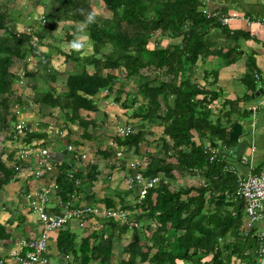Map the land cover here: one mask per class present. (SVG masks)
I'll return each instance as SVG.
<instances>
[{
  "label": "trees",
  "instance_id": "16d2710c",
  "mask_svg": "<svg viewBox=\"0 0 264 264\" xmlns=\"http://www.w3.org/2000/svg\"><path fill=\"white\" fill-rule=\"evenodd\" d=\"M29 1L43 8L42 18L16 32L8 28L13 22L11 1L0 0V133L9 131L17 121L12 108L22 101L13 93L19 76L11 69L20 63L27 87L40 95L35 102L62 112L69 124L82 129L84 141H92L88 129L100 125L85 120L80 111L97 113L94 99L100 92L106 91L107 99L114 95V102L123 108L130 106L131 119L137 124L131 134L113 136L112 142L125 155L147 160L142 172L146 178L160 179L141 204L133 205L120 195L119 203L108 197L100 201L107 209L129 211L133 220H102L101 232H93L80 243L69 230L58 231L59 255L70 254L79 264H111L115 244L130 231V242L121 249L117 264H221V246L238 257L257 250L251 231H244L243 203L235 197L238 180L227 167L223 150L236 143L228 139L227 127L232 128L236 121L231 119L239 116L238 101L225 100L222 117L213 120L211 107L220 97L211 90L217 73L205 69L209 57L218 58L224 51L229 63L238 60L237 42L249 35L230 31L221 23L224 8L215 11L217 17L207 18L202 12L203 0ZM96 2L108 17L93 12ZM81 36L92 47L87 56H81L80 49L65 54L58 47ZM162 40L168 44L161 46ZM54 56L63 57L66 69L62 74L52 67ZM29 58L37 59L35 70L27 69ZM249 65L244 83L255 93ZM38 78H45L47 85L40 93L35 83ZM58 81L62 82L59 91L53 86ZM155 126L162 128L155 151L141 154L142 144L150 148L155 142L147 141ZM40 137L27 132L21 142L29 144ZM208 148L219 150L212 161ZM71 155L65 152L64 156ZM95 156L110 162L115 151L108 146ZM99 161L88 163L83 173L73 171L64 161L57 166L54 178L62 202L74 193H85L86 204L97 202L87 189L99 180ZM13 162L14 152L3 161L0 157V191L18 176ZM124 162V158L120 160L121 166ZM198 176L204 180L201 185L172 187L177 179ZM134 223L138 227L133 229ZM9 237L0 225V240Z\"/></svg>",
  "mask_w": 264,
  "mask_h": 264
},
{
  "label": "crops",
  "instance_id": "0c3cea01",
  "mask_svg": "<svg viewBox=\"0 0 264 264\" xmlns=\"http://www.w3.org/2000/svg\"><path fill=\"white\" fill-rule=\"evenodd\" d=\"M223 8L225 9L224 16L227 18L225 26L230 31H238L249 35V39L238 40L237 44L240 47L241 56L234 63L227 61L224 51L218 58L209 57L205 65L207 71L217 73L216 85L211 87V90L218 92L220 97L211 107L213 120L222 117L224 112L222 105L225 100L238 101L239 116H234L231 120L236 121V123L242 126V135L234 145L223 149L227 155L225 159L227 167L235 173L238 180L249 175V159L255 171L260 170L264 166V27L257 22L264 19V0H203V9L207 12H215ZM88 43V38L81 36L68 43L63 41L58 44V47L65 54L80 49L82 50L81 56H87L92 53V47ZM30 61L32 63L29 67L28 63L26 64L27 69L35 70L37 59L32 58ZM63 62V57L54 56L52 58L53 66L55 63L59 64L58 67L54 66L56 68L53 69L60 74L66 69V65ZM248 63H250L249 67L253 68L249 71V81L255 87V93L249 87H246L244 83ZM87 71L88 73H92L93 70L88 68ZM255 71L260 75V80L257 83H255L253 76V72ZM211 80L209 79V82ZM59 82L53 85L57 91L62 87ZM35 83L38 85L36 88L39 93L45 87L47 88L45 84L37 81ZM33 86L35 87V85ZM260 88L263 89V92L256 96L255 94ZM12 89L14 95L20 97L22 101V91H25V89L18 83H15ZM28 89L32 90L31 87H28ZM124 98L125 95L122 99ZM94 100L97 104V113L80 111V115L85 120H94L100 125L99 128L90 127L88 129V132L94 136L92 141L82 140L80 138L82 129L77 124H69L67 118L58 109L44 107L45 109L41 111L38 107L37 109L24 110L23 113L24 117L28 118V133L41 135L40 138L33 139L29 144H33L38 148H48L55 154L57 160L60 162L64 161V164L69 166L73 171L85 172L87 164L95 160L92 159L93 154L95 155L97 151L105 150L112 141L116 128H118L113 125L116 123L115 120L119 119L123 121L122 125L119 126L137 124V120L131 119L132 108L130 106L123 108L119 103H115L114 95L107 99V92L102 91ZM24 101L28 100L24 99ZM31 103L35 107L39 106L35 101L31 100ZM227 131L230 132L231 127L228 126ZM151 132L152 135L147 137V141L149 143L155 141L153 145L156 146L158 144L157 139L161 136L162 128L152 127ZM68 134L70 135L69 138L67 137ZM68 145L73 147L71 153L74 155H71L69 158L68 156H64ZM204 145L207 147L208 143L205 142ZM234 149H237L235 154H233ZM154 151L151 147L149 148L144 144L140 147L141 154L144 152L153 153ZM82 155L85 156L84 159H82ZM124 159L125 162L120 168L114 167L115 158L110 162L99 161V180L94 184V187L87 189V192L91 193L97 202L101 201L104 197H108L115 203H119V195L125 198L127 202L131 203L134 200L136 187H130L127 184L126 175L131 173L127 165L135 159L144 161L146 159L143 157L135 158L131 155H125V153ZM29 173L28 167H23L16 180L0 191V225L4 226L10 235L8 239L0 240V264H17L11 257V254L19 250V241L38 236L42 231L37 218L28 208L25 195L33 188L49 184L51 177L46 176L43 180L38 181L33 179ZM189 179L191 180L189 186L195 185L197 181H200V185L204 182L199 176ZM58 198V194L52 198L48 206L49 211L58 212ZM71 201L74 204L86 203V194H76V197ZM242 219L243 222L246 220L244 209ZM102 225L103 222L97 221L89 224L88 227H79L76 222H71L64 229L73 233L76 242L80 243L83 238H86L93 232L100 233ZM263 229V221H258L252 225L250 231L252 237L256 239V245L258 244L257 234ZM132 232L130 231L127 235L123 236L121 243L115 244L111 255V264L118 263L121 249L130 242ZM48 235L50 264H79V259L70 254L67 256L59 255L56 248L58 232H49ZM221 248V264H255L256 249H252L251 253L244 254V257H238L230 255L226 248L225 250L222 246ZM208 260H210V257L207 258Z\"/></svg>",
  "mask_w": 264,
  "mask_h": 264
},
{
  "label": "built area",
  "instance_id": "2783aa9c",
  "mask_svg": "<svg viewBox=\"0 0 264 264\" xmlns=\"http://www.w3.org/2000/svg\"><path fill=\"white\" fill-rule=\"evenodd\" d=\"M202 12L207 18L217 17V12H207L202 7ZM227 22L226 16L221 18V23L225 25ZM264 27V19L258 20ZM22 30L16 32H22ZM255 83L260 80L258 72L253 73ZM23 80L18 81L20 85ZM106 92V91H105ZM24 104V103H23ZM24 105L16 104L12 108V112L17 116V121L11 126L9 133L10 138L15 142L14 162L12 167L21 173L23 167H28L30 176L35 180H43L46 176H50L49 184L31 189L26 195L25 200L31 213L37 218L40 223L42 231L38 236L28 239H21L19 241V250L11 254V257L17 264H50L48 255L49 232H58L63 230L71 222H76L79 227H88L89 224L102 220H114L119 223H126L129 221L131 213L129 211H117L107 209L100 201L95 204L78 203L74 204L72 199L76 194L70 196L71 200L62 202L58 198V212H51L48 206L52 198L57 194L59 187L55 181L54 173L57 166L61 164L57 160L55 154L48 148H38L33 144H23L21 141L28 132V125L24 119ZM130 126H118L114 136L125 137L132 133ZM115 151L114 167L120 168V160L124 158V150L117 148L112 141L109 144ZM212 161L219 150L210 149ZM66 151L71 153L73 147L68 145ZM85 158L84 155L81 156ZM147 161V160H146ZM146 161L135 159L127 166L132 173H128L127 184L136 187L135 198L131 202L134 204H141L147 195V192L158 186L160 179L146 178L143 175ZM249 167V175L239 178L237 181V189L235 197L243 203L244 214L246 220L244 221V231L249 232L252 225L258 221L264 222V166L255 171L251 165ZM228 170V168H225ZM72 178V175L69 176ZM167 182V181H166ZM75 185H79V181H75ZM94 225V224H93ZM138 224L134 223L132 228H137ZM257 250L255 257V264H264V229L257 234Z\"/></svg>",
  "mask_w": 264,
  "mask_h": 264
},
{
  "label": "rangeland",
  "instance_id": "374dc122",
  "mask_svg": "<svg viewBox=\"0 0 264 264\" xmlns=\"http://www.w3.org/2000/svg\"><path fill=\"white\" fill-rule=\"evenodd\" d=\"M10 1H11V3H10V15H11L12 20H13L12 24H10L8 26V28L10 30L19 31V30L25 29L33 21H39V19L42 18L43 8L35 6L34 2L29 1V0H10ZM93 12L95 14H98V15H101V16H104V17H108L109 16V14L106 11L103 10L102 5L100 3H97V2L95 4V6L93 7ZM59 34H61V33L59 32ZM153 44H154V42L151 41L150 47H152ZM159 44L161 46H165V45L168 44V41L167 40H162ZM31 59L32 58H29V61L27 60L28 67L32 63V61H30ZM54 66L58 67L59 64L55 63ZM54 66L52 64V67L56 68ZM22 68H23V65L20 64V63H17L11 69V72H14V73L17 74V76H19V81L20 80L24 81L23 82L24 84H22V85H20L17 82L23 89H25V91H22L23 92L22 93L23 94V97H22L23 100H22L21 104L24 105L25 111L26 110H31V109H37L38 107L42 111V110L45 109L44 108L45 106L40 107V104H38L36 102L39 106L35 107V106H33V103H31V100L35 101L37 98H39L40 95L37 92L36 93L32 92V90L28 89V87L25 88V86H27V85L25 83L26 79L22 75V72H23ZM36 81L40 82L42 84H45V86H46L45 78H38ZM59 83L61 84V81ZM131 89H132V87L129 90H131ZM126 91H128V90H126ZM24 99L28 100V101L25 102ZM24 119L27 122L28 118L24 117ZM115 121H116V123H114L113 125H115L116 127H118L119 125H122V123H123V121L119 120V119L115 120ZM120 121H122V122H120ZM129 126L132 128L134 125L133 124H129ZM10 131H11V129L9 131H7V132L0 133V157H1L2 161L4 160V158L10 152H14V150H16L15 149V147H16L15 142L9 137ZM151 149L154 150V145L151 146ZM92 159H95L94 161H99V158L96 157L94 154L92 156ZM5 163L6 164H11V163L7 162V159H6ZM177 181L171 183L172 187L176 188V187H179V186H189L190 185L189 183H191V180L189 178L184 179V180L177 179ZM199 182L200 181H197V183L195 185L198 186ZM130 217H131L130 219L133 220L132 214H131ZM77 233H79V232H77Z\"/></svg>",
  "mask_w": 264,
  "mask_h": 264
},
{
  "label": "water",
  "instance_id": "95a60500",
  "mask_svg": "<svg viewBox=\"0 0 264 264\" xmlns=\"http://www.w3.org/2000/svg\"><path fill=\"white\" fill-rule=\"evenodd\" d=\"M262 92H263V89L260 88L255 95L258 96ZM241 135H242V126L239 123H235L232 126L231 131L228 134V139L231 141H238V139L241 137ZM236 151H237V149H234L233 154H235Z\"/></svg>",
  "mask_w": 264,
  "mask_h": 264
}]
</instances>
